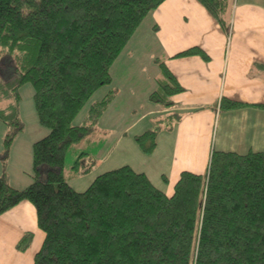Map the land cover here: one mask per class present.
<instances>
[{"label": "trees", "instance_id": "trees-1", "mask_svg": "<svg viewBox=\"0 0 264 264\" xmlns=\"http://www.w3.org/2000/svg\"><path fill=\"white\" fill-rule=\"evenodd\" d=\"M164 1L0 0V61L13 68L9 78L0 77V103L12 93L18 102V87L30 83L37 121L48 130L32 143L27 187L0 176V214L21 201L35 208L44 239L32 264H264V153L213 151L205 173L182 171L170 195L130 165L96 175L83 191L64 176L67 149L91 133L111 96L90 104L82 123L74 119L111 82V65ZM198 1L215 16L230 2ZM185 55L207 57L199 47L176 54ZM161 70L150 99L170 107L183 88ZM21 129L6 135L5 152ZM156 140L157 129L135 136L146 154ZM87 155L74 163L76 173L96 164Z\"/></svg>", "mask_w": 264, "mask_h": 264}, {"label": "crops", "instance_id": "crops-1", "mask_svg": "<svg viewBox=\"0 0 264 264\" xmlns=\"http://www.w3.org/2000/svg\"><path fill=\"white\" fill-rule=\"evenodd\" d=\"M148 17L156 70L163 73L164 65L183 90L170 97V107H150L151 99L143 98L139 109H144L131 130L140 126L127 138V144L133 146L136 155L130 166L145 173L156 187L170 195L182 171L205 173L213 151L264 153V0H230L222 16L211 14L198 0H165ZM192 47H199L207 57L176 56ZM131 48L138 47L131 44ZM159 78L156 77V84ZM224 100L242 105L223 108ZM162 115L170 122L174 118L170 131L158 136L151 153L136 150L135 136L152 126L146 118L161 120ZM36 132L34 136L31 130L34 141L39 138L37 134H43ZM3 134L0 133L1 138ZM12 142L10 162L18 165L21 160H12L11 146H19ZM31 144L26 150H31ZM94 160L95 166L100 165L101 160ZM6 163L7 158L0 156V176L8 184L20 189L32 182L30 173L26 174L21 167L16 172L12 164ZM31 165L29 160L27 168ZM27 234L30 239L22 249L19 242ZM43 239L30 202L21 201L0 214V264H32Z\"/></svg>", "mask_w": 264, "mask_h": 264}, {"label": "rangeland", "instance_id": "rangeland-1", "mask_svg": "<svg viewBox=\"0 0 264 264\" xmlns=\"http://www.w3.org/2000/svg\"><path fill=\"white\" fill-rule=\"evenodd\" d=\"M149 30H152L151 24L149 17L146 16L135 31L137 34L134 33L129 40L130 42H128L129 44L127 43L126 50H129V53L126 54V50L121 51L123 53L111 65L110 74L111 78L113 77V82L100 86L74 119V124L82 123L90 104L107 98L108 94L111 96L91 133L81 142L70 146L66 151L63 164L64 176H67V180L77 191L86 189L96 175L122 165H132L136 160L135 152L132 150L133 146L130 147L127 144V138L131 137L133 131H136L140 126L137 125L131 130V126L138 120L137 117L144 109H139L140 102H143L145 97L150 99L151 93L158 88V84L155 82L156 77H163L162 72L159 73L156 70L155 45ZM131 44L137 45L138 48L134 50L131 48ZM12 70L9 60L0 61L1 78H9L12 75ZM17 92L19 94L18 102H15L14 93H12L9 98L0 103V108L4 109V118L0 119V133H4L3 138L0 136L2 139V142L0 140V156L7 158L6 164L8 166L12 164V170L16 168L17 172L18 168L21 167L26 174L30 173L32 175V167L27 168L29 160L32 164V151L26 150V147L35 140L31 135V130L34 132V136H36V131H42V136L37 134L40 139L47 134L48 130L41 127L37 121L31 84L24 83L18 87ZM134 100L135 103H133ZM151 102L150 107L163 106L161 102L155 100H151ZM146 106L149 107V102H146ZM133 109L135 110L133 111ZM151 118L153 117L149 116L146 120L152 122L151 129H157V138L164 132L167 134L166 132L170 131V123L174 121V118H172L170 122L167 116L163 115L161 120L155 119L152 121ZM18 127H22L24 130L16 135V139L12 144L19 146V149L18 147L14 149V146H11L14 151L12 160L15 162L21 160L17 165L10 162L11 154L8 153V150L5 152L3 139L6 135L11 136L12 132ZM29 138L31 139L28 140ZM39 138L37 139L39 140ZM135 148L139 150L137 143ZM81 153L89 154L97 161L101 160L100 165H94L83 174L76 173L72 167Z\"/></svg>", "mask_w": 264, "mask_h": 264}, {"label": "built area", "instance_id": "built-area-1", "mask_svg": "<svg viewBox=\"0 0 264 264\" xmlns=\"http://www.w3.org/2000/svg\"><path fill=\"white\" fill-rule=\"evenodd\" d=\"M89 163L88 161H85V164Z\"/></svg>", "mask_w": 264, "mask_h": 264}]
</instances>
